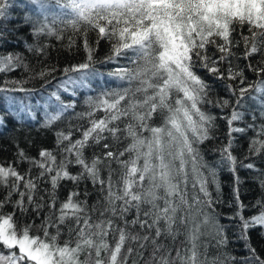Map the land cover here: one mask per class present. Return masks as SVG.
Returning <instances> with one entry per match:
<instances>
[{
	"label": "snow or ice",
	"instance_id": "6c2138e0",
	"mask_svg": "<svg viewBox=\"0 0 264 264\" xmlns=\"http://www.w3.org/2000/svg\"><path fill=\"white\" fill-rule=\"evenodd\" d=\"M31 3L38 5L42 13L36 20L25 17L33 35L63 39L64 33L71 30L69 49L75 43L74 37L79 36L87 61L64 68L65 75L75 72L80 76H69L50 94L49 99L55 97L58 103L53 112H45L41 127L53 129L61 120L67 123V131L54 132L56 148L42 149V159L29 157L18 148L19 160L30 164L23 174L13 165L0 164V188L5 189L0 196V248L4 249L0 251V264H129L130 259L132 264H138V260H143V264H209L207 246L201 241L206 234L202 229L210 227L219 237L217 243L227 244L224 226L215 210L221 202L219 194L213 198L209 191L211 183L219 193L217 168L226 164L235 173L239 163L264 177V169H257L253 162L238 161L232 152V133L246 131L233 127L234 122L244 118V112L237 109L244 107L246 96L260 105L264 117V0ZM10 7L11 0H0V41L5 43ZM50 7L60 8L51 19L46 14ZM57 24L63 27L58 28ZM89 31L96 32V45L102 39L112 42L108 61L123 57L129 66L109 73L122 85L105 89L96 97L89 96L85 100L87 110L75 112V102L64 103L60 89L68 91L70 84L88 87L86 78L95 74L89 72L95 51L88 41ZM241 44L242 55L234 51ZM210 47L214 49L211 52ZM27 48L41 56L48 54L43 44H28ZM240 59L246 61L244 68L256 80L246 83L244 68L237 63ZM21 64L23 57L18 53L0 55V72ZM23 66L28 68L27 64ZM199 69L226 82L234 101H213L209 96L211 85L198 74ZM55 71V66H45L37 76L44 79ZM10 83L22 85L26 81ZM6 91L9 89L0 88V92ZM11 91L24 92L30 99L36 90L18 86ZM20 103L21 111L28 110L35 120L31 104H24L23 100ZM213 103L221 109L234 105L230 115L224 117L229 125V139L218 149L221 158L216 165L204 159L199 147L213 138L216 117L202 110L203 105ZM44 107L47 109V104ZM256 119L253 113L252 120ZM73 120H86L87 127L73 124ZM3 123L0 116V124ZM77 132L79 137L73 139ZM257 137L250 142L249 155L264 154V123L260 124ZM96 146H100V152L85 155L86 149ZM70 165L78 166L80 171L73 174ZM33 167L40 170L35 177ZM46 176L50 190L40 188L38 183ZM65 180L73 182L74 188L57 206V190ZM85 180H90L100 193L91 206L87 199H79V185ZM235 182L239 184L238 176ZM260 185L264 188V179ZM83 195H89L86 187ZM234 195L241 238L247 241L250 227L264 226V200L256 202L261 207L258 215L245 218L238 188ZM6 206L13 210L5 212ZM30 212L40 218V223L36 225L32 220L19 225V217ZM34 226L39 230L37 234L32 233ZM110 235L114 243L109 242ZM181 235L184 241L176 246ZM165 240H170L171 246ZM248 248L254 264H264V258L250 243ZM228 260L235 258L217 257L211 264H227Z\"/></svg>",
	"mask_w": 264,
	"mask_h": 264
},
{
	"label": "trees",
	"instance_id": "16d2710c",
	"mask_svg": "<svg viewBox=\"0 0 264 264\" xmlns=\"http://www.w3.org/2000/svg\"><path fill=\"white\" fill-rule=\"evenodd\" d=\"M29 2L31 1L11 0L8 18L5 22V27L7 28V32L5 34L7 42L5 43L4 41H0V55L18 53L23 57V64L20 66L13 68L11 71L0 72V88L9 89V91L0 92V94L3 93L7 97H14L22 100H28L25 93L20 91H11V89L18 86H22L26 89H35L36 91L32 95L35 97L39 96L41 93H50L54 90L52 85L56 83L55 81L57 79L61 80L62 78L75 73L70 72L68 75H65L63 72L64 68L87 61V53L82 46V38L79 36L74 37L75 43L71 49H69L68 40L70 37H73L71 30L64 33L63 39H57L55 36H41L36 38L33 35L32 28H30L31 25L25 21V17H31L32 15L29 13H33L34 16H32V19L36 20L42 16V13L35 12L28 5ZM52 10H55V14H58L60 12V8H49V11L46 14L50 19L53 15H55L51 13ZM59 26L60 24H57L58 28ZM245 35H247L246 29ZM88 41L89 44L95 48L91 70L98 72L99 77H94L89 80V89L87 91H90L88 93H83L86 91L83 90L73 96L63 95L61 100L64 103L75 102V112L87 110L85 100L89 96L96 97L105 89L115 88L122 85V81H119L114 76H110L109 73L115 72L118 68L129 66L128 61L123 57L117 58L116 61L107 60L108 55L111 53L112 42L102 39L100 40L99 45H96L95 31H89ZM28 44L46 45L48 53L47 56H41L36 52L28 51ZM213 50L214 49L210 47V52ZM234 51L242 55L243 45L241 44V46L234 49ZM237 63L240 67L244 68L246 61L240 59ZM24 64L28 65L27 69L23 66ZM45 66H55L57 71H55L52 76H46L44 79H40L37 76V73ZM198 74L206 79L211 85L209 96L213 101L218 99H229L230 101H234L235 98L226 88V82L216 80L204 69H199ZM244 74L247 77L246 83L248 81L256 80V76L252 72L248 71L247 68H244ZM48 80H51V83H46ZM11 81H26V83L17 85L10 83ZM231 83L235 84L236 82L232 81ZM55 102L58 103L56 99ZM232 106L234 105H230L228 108L224 109H221L215 103L205 104L202 106V110L216 117V127L211 132L213 138L206 140L199 146L204 159L210 164H217L221 158V153L218 149L226 145L229 139V125L224 117L230 115ZM5 107L9 108V106ZM52 108H56V106ZM5 110L6 109L0 107V116L4 118V123L0 124V164L5 166L13 165L23 174L30 167V164L27 161L21 162L19 160L18 148L23 149L29 157L42 159L39 156L40 151L42 149L54 150L56 148V138L54 132L56 129H63L67 131V123L64 120H61L57 122L53 129H46L41 127L45 118V114L41 111L42 109L34 112L36 116L35 120L31 119L29 112L21 111L20 108L16 109V107H14V111L19 110L18 114H16V118H7L4 113ZM237 110L244 112V118L241 121L234 122L233 127L245 128L246 131L242 133H232V136L234 137L232 148L233 155L238 158V161H243L244 163L253 162L255 163L257 169H264V154L255 156L249 155L248 153L251 140L259 138L257 137L259 126L261 123H264V117L260 114V105L248 99V97H245L244 107L238 108ZM253 113H255L257 117L255 121L252 120ZM97 115L99 116L101 114L97 113ZM9 119H11V121ZM156 122L159 123V121ZM72 123L83 124L87 127L86 120H73ZM249 124H254L255 127L248 128ZM78 137L79 133H74L73 139ZM120 146L122 147L123 145ZM94 151L100 152V146L86 149L85 155L90 157ZM54 154L56 153L54 152ZM57 159L59 161V155L57 156ZM39 171L40 170L38 168L33 167L32 176L35 177ZM69 171L75 174L79 172L80 169L78 166L70 165ZM237 176L240 181L238 185L235 182V178ZM48 179L49 178L46 176L44 181L38 182L40 188L51 189L50 183H45ZM261 179H264V177H261L260 172L256 169L241 167L239 163L237 164L235 173H233L226 164L217 168L219 193L216 191V186L211 183L209 184V191L212 193L213 198L219 194L221 202L216 205L215 210L216 213H218L219 223L224 226V235L227 237V244L219 245L217 243L219 237L215 236L210 227L202 229V231H205L206 234L201 237V241L207 246L206 255L209 264H211V261L217 257L220 259H226L227 257L235 258L234 261L228 260L227 264H254L248 248L249 243L251 244V247L256 249V253L261 258H264V228L261 225L250 227L247 231L248 240L246 241L241 238L240 221L237 217L239 209L234 195V189L238 188L239 201L245 205L242 213L245 218L258 215L261 212V207L257 205L256 202L258 200H264V188L260 185ZM85 187L89 193L87 197L83 195ZM73 188V182L66 180L61 181V187L57 190V206H59V203L69 195ZM79 191V199H87L90 206L94 204L100 196V193L93 187L90 180L81 182L79 185ZM4 194L5 189L0 188V196H3ZM13 199H16V197L14 196ZM12 210L13 209L10 206H6L4 209L5 212H11ZM93 218L95 219L96 217L94 216ZM32 220L36 221V225L40 223V218L32 215L30 212L28 215L19 217L18 224L25 225L30 223ZM38 231V228L34 226L32 233L37 234ZM63 239L64 238L62 237L61 243L63 242ZM108 239L110 243H114L111 235ZM182 241H184L183 235L178 237L176 246H180ZM163 242L171 246L170 240H165ZM0 251H4V249L0 248ZM150 251L151 249L149 248L148 252ZM200 251L203 253L204 247H201ZM148 252L144 253L145 259H147ZM133 258L138 259L135 255ZM129 264H132V259L129 260ZM138 264H143V260H138Z\"/></svg>",
	"mask_w": 264,
	"mask_h": 264
},
{
	"label": "rangeland",
	"instance_id": "374dc122",
	"mask_svg": "<svg viewBox=\"0 0 264 264\" xmlns=\"http://www.w3.org/2000/svg\"><path fill=\"white\" fill-rule=\"evenodd\" d=\"M31 1V0H30ZM28 5L34 10V11H36V12H41L40 11V9H39V6L38 5H34V4H32L31 2H29L28 3ZM52 14H55L56 13V11L55 10H52V12H51ZM56 15V14H55ZM54 16V15H53ZM92 71V70H91ZM90 72V71H89ZM93 73H95V74H93V75H89L87 78H86V83H87V85H88V87H80L79 85H68V88H69V90L68 91H64L63 89H60V91H62V92H64V94L65 95H73L72 93H73V91H75V93L77 92V91H79V90H88L89 89V80L90 79H92V78H94V77H99V75H98V72H96V71H92ZM80 76V73H77L75 76H71V77H73V78H77V77H79ZM68 79V78H67ZM67 79H65V80H67ZM53 91H57V89H54ZM52 91V92H53ZM52 92H50V93H41V94H39V96H37V97H35V96H31V98L30 99H28V100H23V103L24 104H31V112H36L37 110H39V109H42L41 111H42V113L43 114H45V112L47 111V109H53L52 107H55L56 105H57V103L55 102V97H52L51 99H49V97H50V94L52 93ZM14 98V97H13ZM22 99H19V98H15L14 100H12V101H10V100H8V102H9V104H8V106H13V107H16V109H19L20 108V110H21V108H22V105H21V103H20V101H21ZM47 104V109H45L44 108V106ZM19 107V108H18ZM24 111H26V112H29V111H27V110H24ZM48 112V111H47ZM263 228H264V226H262Z\"/></svg>",
	"mask_w": 264,
	"mask_h": 264
},
{
	"label": "bare ground",
	"instance_id": "6f19581e",
	"mask_svg": "<svg viewBox=\"0 0 264 264\" xmlns=\"http://www.w3.org/2000/svg\"><path fill=\"white\" fill-rule=\"evenodd\" d=\"M26 1H28V0H26ZM30 1V0H29ZM36 12V11H35ZM37 13H39V12H37ZM29 14H31L32 16H34V14L33 13H29ZM32 16L30 17V18H32ZM26 17H29V16H26ZM30 27V26H29ZM59 27H63V25H60ZM30 28H32V27H30ZM29 28V29H30ZM89 71L90 72H92V71H95V70H92L91 71V69H89ZM77 73H73V74H71V75H69V76H75ZM69 76H66V77H64V78H62L61 80L60 79H57L55 82V84H53L52 86L54 87V89H57V85L58 84H60L61 83V81H63V80H65V79H67ZM93 79V78H92ZM80 91H82V90H79V91H77L76 93H78V92H80ZM90 91V90H89ZM89 91H85V92H83V93H88ZM6 94V93H5ZM4 94L2 93V94H0V107L1 108H4V109H6L5 111H4V113L6 114V117L8 118V117H10V118H12V119H14V118H16V114H18V112H19V110H16V111H14V107L13 106H9V108L11 109V110H13V111H11L9 108H6L5 106H8L7 104H9V102H8V97L6 96V95H4ZM63 95H64V92H62V91H60V97L62 98L63 97ZM73 96V95H72ZM4 97V98H3ZM247 97V96H246ZM45 108V107H44ZM55 110V108H53V109H47V111L48 112H53ZM4 114V115H5ZM10 121H11V119H9ZM6 121H7V119H6ZM11 123H13V122H11Z\"/></svg>",
	"mask_w": 264,
	"mask_h": 264
}]
</instances>
